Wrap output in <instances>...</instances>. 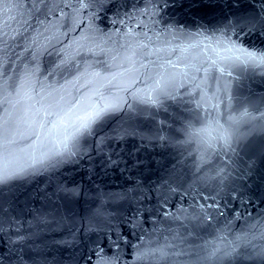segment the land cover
<instances>
[{
	"label": "water",
	"instance_id": "1",
	"mask_svg": "<svg viewBox=\"0 0 264 264\" xmlns=\"http://www.w3.org/2000/svg\"><path fill=\"white\" fill-rule=\"evenodd\" d=\"M261 53L256 0H0V118L14 124L17 165L0 180V239L56 207L49 197L63 177L84 191L263 94ZM45 110L77 127L91 117L73 151L97 141L119 170L89 183L73 156L35 152Z\"/></svg>",
	"mask_w": 264,
	"mask_h": 264
},
{
	"label": "snow or ice",
	"instance_id": "2",
	"mask_svg": "<svg viewBox=\"0 0 264 264\" xmlns=\"http://www.w3.org/2000/svg\"><path fill=\"white\" fill-rule=\"evenodd\" d=\"M34 4H42L44 0H33ZM256 3L264 5V0H256ZM151 29H149L150 31ZM90 37H84L83 41L85 44L88 43ZM237 39H240L237 37ZM252 58L255 59V56ZM260 59L264 60V53H261ZM3 63L2 57H0V64ZM30 81V76L25 73L26 84ZM10 88H15V82L9 85ZM5 90V82L3 76L0 75V112L3 111V95ZM30 92L36 94L35 87H30ZM40 96V101L47 100V97L43 93L38 94ZM32 96H29L31 99ZM40 101H37L38 103ZM54 117H59L58 119H53ZM44 123L39 125V135L36 136V144L34 145L35 152L46 153L48 157L52 156H63L71 155L74 157L73 164L74 168L80 169L77 175L87 176L89 183H92L99 169L109 170H119L121 162L117 160L113 162L111 157L103 152L102 146L97 141L91 142V147L87 152H75L73 149L76 147L80 134L87 127L88 121L91 117H82L79 119V126L73 123L71 118L61 117L57 112H49L45 110L44 112ZM51 126V127H49ZM14 124L9 121L5 122L0 118V180L11 175L17 170V165L12 157L10 151L12 140L9 138L12 134ZM76 128L75 132L70 131L72 128ZM98 135V134H96ZM103 161V162H101ZM42 162V161H41ZM127 165V161L123 162ZM81 165L83 167L81 168ZM53 175L63 176L60 171H55ZM97 194L103 192V188L95 187L93 189ZM82 192V183L75 179V177L68 178L63 177L58 183L55 184L54 190L52 191L49 199L55 205H61V201H78ZM138 207H131V211H139ZM23 223V222H21ZM5 225V219L2 213H0V236H2V229ZM20 235V233H16ZM6 243V242H5ZM23 246V245H22ZM20 249H15L12 251L6 247L0 246V264H24L20 256H16L15 252H19ZM97 254V264H105L104 253L101 248H96L94 250ZM23 253H21V256ZM91 255V254H90ZM264 255V252L261 253Z\"/></svg>",
	"mask_w": 264,
	"mask_h": 264
}]
</instances>
